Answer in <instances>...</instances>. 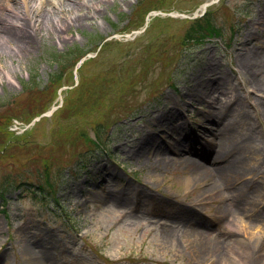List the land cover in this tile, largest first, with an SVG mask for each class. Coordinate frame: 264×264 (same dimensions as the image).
Returning <instances> with one entry per match:
<instances>
[{
    "label": "rangeland",
    "instance_id": "1",
    "mask_svg": "<svg viewBox=\"0 0 264 264\" xmlns=\"http://www.w3.org/2000/svg\"><path fill=\"white\" fill-rule=\"evenodd\" d=\"M206 9L221 34L181 50ZM0 11L41 15L26 46L0 33V181L39 183L46 167L55 180L0 198V264H264V0H1ZM97 34L109 42L99 51ZM72 45L84 62L48 83L46 51ZM97 121L104 148L77 163ZM215 151L238 173H212Z\"/></svg>",
    "mask_w": 264,
    "mask_h": 264
},
{
    "label": "trees",
    "instance_id": "2",
    "mask_svg": "<svg viewBox=\"0 0 264 264\" xmlns=\"http://www.w3.org/2000/svg\"><path fill=\"white\" fill-rule=\"evenodd\" d=\"M221 34V29L219 26H217L214 19L210 16L209 11H206L203 16L195 17L190 19V22L183 32V36L181 38V50L183 48H187L190 45H194V43H200L205 38ZM93 37V34L90 35V38ZM94 39L96 40V44L100 45V50L105 49V46L109 43L108 41L102 42L103 39L100 35H94ZM96 45V46H97ZM87 51L82 49V47L78 45H72L69 46L63 50H57L51 49L50 51H46V54L48 55L51 62L54 63L55 67L52 73L49 74L48 83H54L58 82L62 79L63 75L66 71V66L69 62H73V64L76 63L77 60H79L82 56L85 55ZM34 76H32V81H34ZM33 86L32 83H30L31 87ZM102 130L101 124L95 125V139H92L91 137H87L85 132H82L83 135H85V140L89 141L95 146H99V138ZM88 141V142H89ZM100 142V141H99ZM1 150L2 152L6 151V147H3ZM79 154V153H78ZM81 156L84 155V153L80 154ZM80 156L77 157V163L80 162L81 159H79ZM54 179L49 175V167H46L42 170V181L37 183V181H31L27 179H21L18 181H12L7 179V177H4L2 181H0V198H3L5 200V192L10 188H22L27 189L28 187H39V190H46L48 187V191L54 187ZM34 189V188H32ZM57 201V200H55Z\"/></svg>",
    "mask_w": 264,
    "mask_h": 264
},
{
    "label": "bare ground",
    "instance_id": "3",
    "mask_svg": "<svg viewBox=\"0 0 264 264\" xmlns=\"http://www.w3.org/2000/svg\"><path fill=\"white\" fill-rule=\"evenodd\" d=\"M40 16L41 15H38L37 18L35 19L37 22L40 19ZM47 20H50V17H47ZM37 22L30 23L27 17L16 12L9 13V12L0 11V33L2 37H4L7 40L15 42V45L17 46H21V45L26 46V43H28L30 38L29 29L33 25L37 26L38 25ZM52 23L56 24V22L54 23L53 19H52ZM205 129L210 130L209 128L206 127ZM216 132H218V129H216ZM218 148H220V145H217V149ZM221 148L223 149L224 147L221 146ZM223 157H225V152L215 151L214 161L217 160L220 161V166L214 170L213 169L212 170L209 169V170L212 173H214L218 178H223L224 176L237 174L239 168L236 162L233 161L234 159H232V157L224 159ZM221 162H223V164H221Z\"/></svg>",
    "mask_w": 264,
    "mask_h": 264
}]
</instances>
